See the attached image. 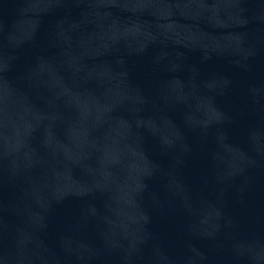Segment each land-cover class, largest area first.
I'll use <instances>...</instances> for the list:
<instances>
[{"label": "water", "instance_id": "obj_1", "mask_svg": "<svg viewBox=\"0 0 264 264\" xmlns=\"http://www.w3.org/2000/svg\"><path fill=\"white\" fill-rule=\"evenodd\" d=\"M0 264H264V0H0Z\"/></svg>", "mask_w": 264, "mask_h": 264}]
</instances>
